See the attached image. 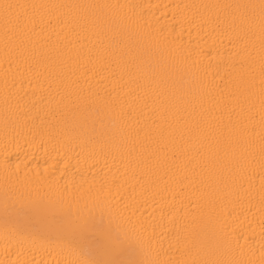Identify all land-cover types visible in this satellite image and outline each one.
<instances>
[{
  "label": "bare ground",
  "instance_id": "1",
  "mask_svg": "<svg viewBox=\"0 0 264 264\" xmlns=\"http://www.w3.org/2000/svg\"><path fill=\"white\" fill-rule=\"evenodd\" d=\"M0 264H264V0H0Z\"/></svg>",
  "mask_w": 264,
  "mask_h": 264
}]
</instances>
